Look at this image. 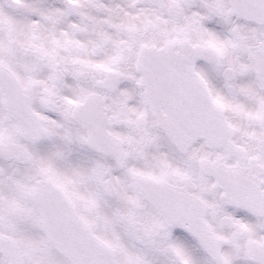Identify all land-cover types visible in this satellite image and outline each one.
Segmentation results:
<instances>
[{
  "label": "snow or ice",
  "instance_id": "obj_1",
  "mask_svg": "<svg viewBox=\"0 0 264 264\" xmlns=\"http://www.w3.org/2000/svg\"><path fill=\"white\" fill-rule=\"evenodd\" d=\"M0 264H264V0H0Z\"/></svg>",
  "mask_w": 264,
  "mask_h": 264
}]
</instances>
